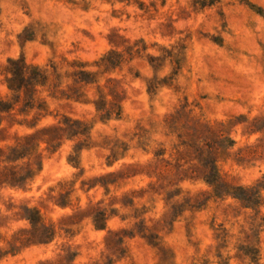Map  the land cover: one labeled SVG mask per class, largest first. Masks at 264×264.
Instances as JSON below:
<instances>
[{"label":"rangeland","instance_id":"1","mask_svg":"<svg viewBox=\"0 0 264 264\" xmlns=\"http://www.w3.org/2000/svg\"><path fill=\"white\" fill-rule=\"evenodd\" d=\"M0 264H264V0H0Z\"/></svg>","mask_w":264,"mask_h":264},{"label":"trees","instance_id":"2","mask_svg":"<svg viewBox=\"0 0 264 264\" xmlns=\"http://www.w3.org/2000/svg\"><path fill=\"white\" fill-rule=\"evenodd\" d=\"M9 62L12 64H18V63L22 62V60L21 61L20 60L19 61L10 60ZM23 69H24V64L18 70H16V72L13 73L14 76L8 80L12 84L16 83L15 87L10 85L9 86L10 89H18L19 87H21V83L23 82V78H22ZM27 81L30 82V81H32V79L29 78V79H27Z\"/></svg>","mask_w":264,"mask_h":264}]
</instances>
